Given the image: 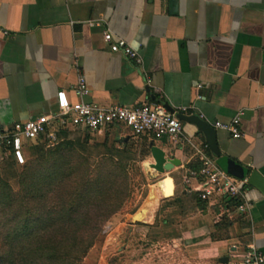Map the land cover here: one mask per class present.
I'll list each match as a JSON object with an SVG mask.
<instances>
[{"label": "crops", "instance_id": "crops-1", "mask_svg": "<svg viewBox=\"0 0 264 264\" xmlns=\"http://www.w3.org/2000/svg\"><path fill=\"white\" fill-rule=\"evenodd\" d=\"M106 29L138 51L142 62L111 51ZM80 77L88 87L83 96L75 92ZM62 91L69 102L100 107L160 101L215 128L219 155L187 121L177 143L126 125L94 135L83 129L60 133L84 132L101 147L143 155L147 173L160 176L150 192L154 201L148 197L128 232L110 243L121 247L120 259L137 225L153 243L171 244L186 264H243L251 246L264 253L260 188L243 184L251 206L241 212L226 194L202 198L200 179L184 182L205 160L232 176L243 167L247 178L257 171L264 179V0H0V131L60 113ZM235 119L239 138L214 126ZM152 144L180 164L156 171ZM10 156L0 148L1 164ZM114 254L106 252L101 264H110Z\"/></svg>", "mask_w": 264, "mask_h": 264}, {"label": "rangeland", "instance_id": "rangeland-1", "mask_svg": "<svg viewBox=\"0 0 264 264\" xmlns=\"http://www.w3.org/2000/svg\"><path fill=\"white\" fill-rule=\"evenodd\" d=\"M89 140L84 132L64 133L53 145L32 143L24 163L12 153L0 163V264H10L11 257V264H23V258L43 262L57 239L64 245L62 264L74 247L81 253L86 245L79 264L104 263L106 252H115L110 264H186L171 244L153 243L138 225L125 256L116 254L121 247L111 241L128 232L131 217L144 206L160 176L147 173L143 155ZM108 224L112 227L106 231ZM57 227L71 233L59 235Z\"/></svg>", "mask_w": 264, "mask_h": 264}, {"label": "built area", "instance_id": "built-area-1", "mask_svg": "<svg viewBox=\"0 0 264 264\" xmlns=\"http://www.w3.org/2000/svg\"><path fill=\"white\" fill-rule=\"evenodd\" d=\"M103 37L111 51L123 53L136 63L142 62L139 52L124 39L115 38L110 30L106 29ZM75 92L79 96L88 93L83 77L79 78ZM59 99L62 107L60 113L31 118L13 130L0 131V148H8L18 162L24 163L26 150L34 142L43 140L53 145L60 140L62 131L83 129L94 135L114 125H126L136 134H151L155 139L166 136L172 143L183 139V124L177 116L178 112L170 110L160 101L135 106L114 104L100 107L85 101L69 102L64 91L59 93ZM214 126L230 131L235 138L242 136L238 119L229 124L217 121ZM193 179H200L202 198L213 193H222L236 200L239 211L246 212L250 209L251 203L245 198L243 189L247 178L238 180L205 160L199 169L188 171L184 182L190 184ZM111 227L108 224L106 231ZM242 263L264 264V253L251 246L244 253Z\"/></svg>", "mask_w": 264, "mask_h": 264}, {"label": "water", "instance_id": "water-1", "mask_svg": "<svg viewBox=\"0 0 264 264\" xmlns=\"http://www.w3.org/2000/svg\"><path fill=\"white\" fill-rule=\"evenodd\" d=\"M165 104V103H164ZM166 105V104H165ZM170 110L173 111L172 108H170L168 105H166ZM177 116L182 121H187L189 123H193L197 126V128L203 132L205 135L207 142L212 149V151L219 155V149L217 145L216 140V132L215 128L207 123L203 118H201L199 115H186L183 113H178ZM162 142L167 141V137L164 136L161 138ZM151 155L154 159V162L151 164V166L158 172L163 173L165 171H170L175 166L180 164V160L177 158H170L166 156V153L163 149H161L159 146L152 144L151 148ZM232 174L234 176H237L241 179L247 178V171L243 167H237L232 171ZM247 181L249 184L254 185L258 188H260L264 192V179L261 177V175L257 171H253L247 178Z\"/></svg>", "mask_w": 264, "mask_h": 264}, {"label": "trees", "instance_id": "trees-1", "mask_svg": "<svg viewBox=\"0 0 264 264\" xmlns=\"http://www.w3.org/2000/svg\"><path fill=\"white\" fill-rule=\"evenodd\" d=\"M147 215H148V211L145 209L141 219L145 218ZM57 228H60V229H57L59 235H62V234L67 233V232L71 233L69 229H62V227H57ZM96 228H97V226H96ZM87 230H88V228L84 229V231H87ZM95 230L96 229L94 228L92 234H95V232H96ZM28 243H30V242H26V244H28ZM33 243H36V241ZM51 243H52L51 245H52L54 251L51 253L49 252L46 260H44L43 262H41V261L39 262L38 259L31 260L28 258H26V259L23 258V264H34V263H36V264H49L51 262H54L55 264L66 263L65 258H64V253H63V246L64 245L62 243V239H57V241L51 242ZM72 244H74V243H72ZM88 249H89V247H88V245H86L84 247L83 251H81V253H77L76 248L74 247V251L71 253V255H69V260H67V264H79L80 261L82 260V258L85 256ZM68 254H70V252ZM12 262L14 263V259L11 257V258H9V263L11 264ZM46 262H48V263H46Z\"/></svg>", "mask_w": 264, "mask_h": 264}, {"label": "bare ground", "instance_id": "bare-ground-1", "mask_svg": "<svg viewBox=\"0 0 264 264\" xmlns=\"http://www.w3.org/2000/svg\"><path fill=\"white\" fill-rule=\"evenodd\" d=\"M155 197V192H152L149 196V202H153Z\"/></svg>", "mask_w": 264, "mask_h": 264}]
</instances>
